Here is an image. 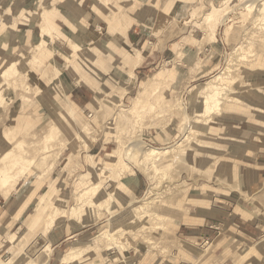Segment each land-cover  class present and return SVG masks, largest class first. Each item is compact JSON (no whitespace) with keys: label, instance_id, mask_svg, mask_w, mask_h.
I'll use <instances>...</instances> for the list:
<instances>
[{"label":"rangeland","instance_id":"1","mask_svg":"<svg viewBox=\"0 0 264 264\" xmlns=\"http://www.w3.org/2000/svg\"><path fill=\"white\" fill-rule=\"evenodd\" d=\"M158 1L147 13L143 0H93L101 27L80 1L73 33L69 0H51L62 10L59 27L46 0L25 16L39 0H0V20H12L0 43V176L12 190L6 197L0 188V264H236L253 247L254 264H264L263 233L251 240L210 225L211 236L196 239L180 227L195 222L218 184L249 193L255 179L244 181L243 170L264 164V0ZM10 4L18 20L5 13ZM142 13L144 42L127 46L122 38ZM46 17L61 32L55 45L42 38ZM146 41L154 44L144 49ZM15 58L9 70L3 63ZM212 84L221 102L206 114ZM150 149L166 150L158 167L173 166L155 175L154 160L143 158ZM45 151L58 163L41 175L53 155ZM14 153L19 159L5 164ZM116 153L124 167L108 180L103 160ZM100 181L111 187L110 205L102 193L91 201L84 193ZM260 184L254 197L264 195ZM223 248L234 262H220Z\"/></svg>","mask_w":264,"mask_h":264},{"label":"crops","instance_id":"2","mask_svg":"<svg viewBox=\"0 0 264 264\" xmlns=\"http://www.w3.org/2000/svg\"><path fill=\"white\" fill-rule=\"evenodd\" d=\"M43 1L45 0H39L41 5L43 4ZM46 1L47 2H45V5L49 6V8L51 9H54L56 7L58 8V9L56 8V10L53 11L56 14L54 15L51 14L53 16L51 19L52 21H54V25L59 27L58 21L61 23L62 22L65 23L64 19L62 18V14L60 13L62 11L60 4L59 3L52 4L51 0H46ZM80 1H81V9L84 11V13L86 12L84 8H86L87 6L89 7V13L86 12L87 17H89L90 12L94 14L91 17L92 20H90V22L99 23L100 27H101L100 24L107 25L106 21L102 18V16L100 17L98 13H95L91 10L93 7V0H80ZM143 1L145 2L143 5L145 7L146 6L149 7L147 13L148 11L153 13L152 10H156L155 6L159 2L158 0H143ZM39 2H35L34 5L37 7L38 5H40ZM36 7H34L32 10H35ZM15 8L16 6L14 4H10L4 8V11L9 17H11V19L13 18L16 20L19 14L15 13L16 12ZM32 10L24 9L21 12V15L25 16ZM0 11H1V7H0ZM135 11H137L136 13H139L140 11H142V7L140 8L138 7L137 10ZM151 13L150 15H153ZM138 18L143 19L144 18L143 13L138 14L135 19L133 18L134 23L132 24L131 28L128 29V33L126 34L127 37L124 39L122 38V41L127 46L139 45L144 42V38L142 37V34L147 32L146 29H144L146 28V25L140 23ZM1 20H5L6 22H8L5 18H2ZM10 22L12 23V20ZM11 23L9 24L12 25ZM184 24L185 23H183V25ZM61 26L63 27L65 25L61 24ZM108 36L110 37V41L108 42L109 45L111 44L113 45L114 43L116 45V43H118V41L115 40L109 33ZM153 44L154 43H150L149 41H146L144 45V49L148 48L149 46H152ZM262 172H264V164L259 162L243 170L244 181L247 182L246 179L249 178L255 179V181H253L251 185L248 182L246 184V187L250 188L251 190L249 193L242 190L244 188L243 185L240 188V190L232 191L229 188H225V187L222 188L218 184L217 185L218 195L215 198H207L205 202H208V204L204 206H198L195 211L196 213L192 215V216H196L195 218L191 217L192 222L194 221L195 222L191 223L186 221L185 223L181 224L180 227L181 228L182 226L191 227L192 231H190V234L192 235V237L196 239L199 238V235L211 236L212 231L210 225L217 226L219 229V234L221 235L224 231H226V229L235 228V229H239V231L242 232L247 237V239H251V240L257 239L260 235H262V233L264 234V198H263L264 195L259 194L258 197H254L252 189L254 188V190H256L257 187L261 185L260 184L261 181L264 180L262 179L264 178V174ZM223 243L224 241L221 240L220 245H222ZM229 254H231V252H228L227 248H223L220 262L223 263L224 261L225 262L232 261L233 259L229 257ZM254 259L258 260L259 258H257V249L256 248L254 249L253 247L251 251L243 255L236 264H254L255 262Z\"/></svg>","mask_w":264,"mask_h":264},{"label":"bare ground","instance_id":"3","mask_svg":"<svg viewBox=\"0 0 264 264\" xmlns=\"http://www.w3.org/2000/svg\"><path fill=\"white\" fill-rule=\"evenodd\" d=\"M104 1H106V0H104ZM69 2H70V6H65L66 8H67V11H69L70 12V14H71V18L69 17H67V28H68V30L70 31V32H73L74 33V31H75V29H76V24L78 23V20H77V18L76 17H74L73 15H72V10H73V6L74 7H78L79 6V4H80V0H69ZM40 3V2H39ZM32 5H31V7H29V10H32L33 9V7L35 6L34 4L35 3H31ZM41 4V3H40ZM102 4V3H101ZM36 7V6H35ZM24 8V7H23ZM16 13V12H15ZM114 18H117L116 16H113ZM18 20V19H17ZM70 20H72V22H74V23H72ZM15 23V22H14ZM41 27H42V31H41V33H42V38L43 39H47V40H50V42L52 43V44H54L55 45V43H59V42H61L60 41V33L61 32H59V30H56L55 28V26L51 23V21H50V19H49V17H46V19L45 20H43V22H41ZM9 33H10V29H9V25L8 24H6L5 23V21L4 20H1L0 21V43H5V38L7 39L8 38V35H9ZM12 43V42H11ZM1 45V44H0ZM60 47V46H59ZM21 53H22V51H20ZM23 54V53H22ZM137 59L139 60V61H141V60H143V57H144V54H143V51H140L139 50V52L137 53ZM66 59L67 58H65V62H66ZM17 62H18V59L17 58H15V59H13L12 61H6L5 63H3V64H5V65H7L8 67H9V70L11 69L12 70V68H13V70L17 67ZM0 74H1V72H0ZM2 83V82H1ZM30 90V89H29ZM208 91H209V93L207 94V96H206V98H205V100H204V104H205V112H206V114L208 113V114H211V113H214L215 111L217 112V110H218V108H219V103L221 102L220 101V96L222 95V93H221V88H220V86L219 85H213L212 84V86L211 87H209L208 88ZM28 92V91H27ZM25 95V94H24ZM24 97V96H23ZM25 99V98H24ZM138 102H140V101H138ZM136 103V102H135ZM137 106V105H136ZM135 109H137V108H135ZM53 124V123H52ZM55 124V123H54ZM55 127H57V126H55ZM54 127V128H55ZM53 128V129H54ZM52 134V133H51ZM83 137V136H82ZM48 139H50L48 136H47V140ZM38 141H40V140H38ZM33 143V142H32ZM31 143V144H32ZM164 151H166V150H162V151H159V150H156V149H150L149 151H147L146 153H144V155H143V158L144 159H146V160H150L151 158L154 160V164H153V169H154V173H155V175H157L159 172H161L162 170H164L165 168H167V167H169L171 164V162L169 161L168 163H167V165L164 167V168H162V167H158L156 164H155V162L160 158V157H163V156H165V152ZM54 152V151H53ZM56 152H60V156H62V153L63 152H61L60 150H57ZM55 152V153H56ZM164 152V153H163ZM167 152H169V151H167ZM50 153H52V152H50V151H45V154H44V156L45 155H49ZM55 153L53 154V155H51L52 156V159H48L49 157H50V155L49 156H45L44 157V159L45 160H47V162L46 161H44V162H46L45 163V167H44V171H43V173H40L41 175H43L45 172L47 173H52L53 171H54V169L56 168V165H57V163H58V160H55V158H54V156H55ZM14 154H16V153H14ZM9 154H6V156L4 157V162H6L5 164H7V163H9L11 160H17V159H19V155L20 154H16V155H13V156H8ZM71 155V154H70ZM77 155V152L74 150L73 151V153H72V155H71V160H69L70 162L68 163V168H72L73 167V165H74V162H75V160H76V156ZM59 156V157H60ZM43 160H41V163L42 164H44L43 162H42ZM171 161H174V159L173 160H171ZM30 163H32V161L30 162ZM103 163H104V168H103V177L104 178H107V176L109 175H111V174H109L110 173V169L112 168V169H114L115 167H117V165L118 164H120V165H122L123 163H122V161H121V154L119 153V154H110L107 158H105L104 160H103ZM173 164V163H172ZM30 165H32V164H30ZM43 166V165H42ZM171 166H173V165H171ZM170 166V167H171ZM114 167V168H113ZM123 167H124V164H123ZM123 167H121V168H123ZM6 168H7V166H6ZM43 168V167H42ZM120 167H118V169H119ZM67 169V168H66ZM7 170V169H6ZM119 170H121V169H119ZM8 171V170H7ZM112 172V171H111ZM118 172V171H117ZM113 173V172H112ZM114 174V173H113ZM115 174H116V172H115ZM40 175V176H41ZM116 175H119V174H116ZM116 175H114V176H116ZM108 176V177H109ZM112 176H110L109 177V179L111 178ZM113 179H114V177H112ZM118 178H119V176H118ZM117 178V180H119ZM108 179V178H107ZM108 179V180H109ZM115 179H116V177H115ZM111 181V180H110ZM115 182H117V181H115ZM6 183H7V181H6V179L4 178V176H0V188H1V190H2V192L4 193V194H6V197H9L10 196V194H11V188H9L8 186H6ZM107 184H108V182H107ZM107 184L105 185L104 184V182H98V183H95V184H93V185H90L89 187H87L86 188V190H85V195L86 196H88V200L90 199V201H91V198H93L92 196H94L95 194L96 195H98V194H103V197H104V195H106L105 197H104V201H105V204L107 205V204H109L110 205V198L108 197L107 198V196H112V194H111V192H112V190H110V188L111 187H109V185L107 186ZM110 184H112L111 182H110ZM115 184H117V183H115ZM115 184H114V186H115ZM110 186H112V185H110ZM115 189V188H114ZM83 193V192H82ZM82 193H81V195H82ZM79 196H80V194H79ZM84 196V194L82 195V197ZM86 196H84V197H86ZM83 197V198H84ZM95 197V196H94ZM77 198V197H76ZM102 198V197H101ZM101 198L98 200V201H101ZM78 199V198H77ZM82 199V198H81ZM84 200H87V199H84ZM88 202V201H87ZM97 202V201H96ZM103 202V201H102ZM101 202V203H102ZM79 203H80V200H79ZM89 203V202H88ZM94 203V202H93ZM98 203V202H97ZM104 204V205H105ZM99 205H100V202H99ZM81 207V206H80ZM79 207V208H80ZM26 209V208H25ZM75 210V209H74ZM134 211H136V210H134ZM57 212V211H56ZM143 213V212H142ZM146 213V215H147V212H145ZM139 215V214H138ZM46 220H48V219H46ZM45 222H47V221H45ZM48 229V230H47ZM20 231V230H19ZM48 231H49V227L48 228H46V233H48ZM45 233V232H44ZM45 233V234H46ZM15 236V235H14ZM18 237V236H17ZM22 238H23V236H22ZM11 239H12V237H11ZM74 252H76V250L75 249H72L67 255H66V257L64 258V260L65 261H67V262H69L70 261V256H73L75 253ZM42 256H43V249L41 248V249H38V251H36V253H35V255H34V258H33V262L32 263H36V260H38V261H40L41 260V258H42ZM23 258V257H22ZM29 258V257H28ZM26 260V259H25Z\"/></svg>","mask_w":264,"mask_h":264}]
</instances>
